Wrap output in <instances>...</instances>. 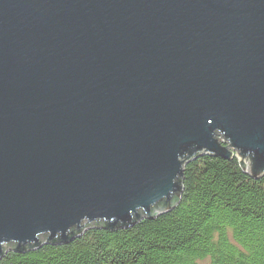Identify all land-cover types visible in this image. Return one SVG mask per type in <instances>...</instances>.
<instances>
[{"label": "water", "instance_id": "1", "mask_svg": "<svg viewBox=\"0 0 264 264\" xmlns=\"http://www.w3.org/2000/svg\"><path fill=\"white\" fill-rule=\"evenodd\" d=\"M203 155L264 174V0H0V258L164 213Z\"/></svg>", "mask_w": 264, "mask_h": 264}, {"label": "trees", "instance_id": "2", "mask_svg": "<svg viewBox=\"0 0 264 264\" xmlns=\"http://www.w3.org/2000/svg\"><path fill=\"white\" fill-rule=\"evenodd\" d=\"M180 187L154 218L112 229L98 220L64 244L10 250L0 264H264V174L203 155L184 166Z\"/></svg>", "mask_w": 264, "mask_h": 264}]
</instances>
